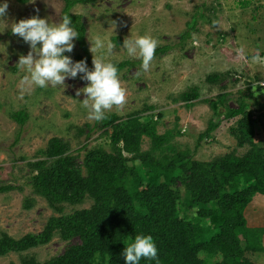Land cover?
Here are the masks:
<instances>
[{
	"label": "trees",
	"instance_id": "16d2710c",
	"mask_svg": "<svg viewBox=\"0 0 264 264\" xmlns=\"http://www.w3.org/2000/svg\"><path fill=\"white\" fill-rule=\"evenodd\" d=\"M16 1L26 4L29 0ZM63 2L61 19L66 14L70 16L79 33V47L88 57L86 28L82 17L73 14L72 9L95 0ZM197 16L179 36L178 46L184 47L192 39L198 20L205 18L201 13ZM116 41L120 43L119 39ZM172 48L176 46L157 47L154 58ZM141 63V59L127 60L116 66L120 73L126 68L141 69ZM227 75L213 73L205 82L219 86ZM248 86L238 91L234 109L228 106L230 93L220 92L203 101L212 117L199 134L194 151L178 150L173 144L182 135L178 119L172 129L158 134L157 125L163 113L156 112L152 105L123 119L111 113L92 126L85 125L87 139L99 130L109 150L102 145L84 144L75 151L77 157L83 152L81 163L70 151L68 142L50 139L45 149L37 151L38 159L26 165L31 174L27 184L58 216H51L39 234L14 239L1 233L0 257L21 255L47 245L57 236L64 242L78 239L79 244L44 263L26 255L21 258L22 264H125L124 249L137 235H151L158 258H142L140 264H254L247 253L264 251V234L247 226L245 210L256 195L264 196V145L254 141L255 115L264 112L259 98L264 86ZM199 98L198 89L192 88L175 102H184L189 108ZM146 111L151 113L141 115ZM9 117L22 130L28 114L19 110ZM233 119H237V127L231 129V136L236 147L246 151L205 162L195 160L200 144L212 140L223 120ZM144 138L150 141L145 151ZM12 190L11 185L0 188L1 193ZM85 201L91 202L89 208L66 212V208ZM32 203V199H25L23 209L29 210Z\"/></svg>",
	"mask_w": 264,
	"mask_h": 264
},
{
	"label": "rangeland",
	"instance_id": "374dc122",
	"mask_svg": "<svg viewBox=\"0 0 264 264\" xmlns=\"http://www.w3.org/2000/svg\"><path fill=\"white\" fill-rule=\"evenodd\" d=\"M2 2L8 3V10L0 17V45L5 47V52L0 53V188L11 185L14 190L0 192V234L20 239L27 234H39L51 216H58L27 184L31 174L26 165L38 159L37 151L45 149L52 138L68 142L74 156L84 144L109 149L99 130L87 139L85 125L92 126L95 121L88 119V110L81 106L87 98L83 88L88 83L82 79L83 74L66 79L64 87L49 84L41 89L25 82L27 73L18 66L19 58L31 49L21 37L12 33V25L33 16L58 24L63 0H29L26 4L0 0ZM72 13L82 17L89 54L85 56L75 39L73 51L64 55L70 56L73 62L85 61L89 71L93 70V57L99 54L90 51L97 38L116 45L110 53L101 50L105 61L114 65L140 60L128 55L123 47L126 39L151 36L158 40V47L176 46L153 58L147 72L136 67L120 71L125 103L114 106L105 115L115 113L123 119L129 113L152 105L156 112L163 113L157 125L158 134L172 129L178 119L182 135L173 141L178 150L194 151L199 134L205 131L212 117V111L203 103L205 99L215 98L220 92L230 93L228 106L234 109L238 91L247 89L248 85L264 84V60L245 64L237 58L236 51L244 47L249 57L257 53L264 57V0H95L93 4L75 6ZM200 13L205 18L198 20L192 39L184 47L178 46L179 36ZM34 58L38 57L34 54ZM213 73L228 75L219 86H211L205 78ZM220 87L226 89L221 91ZM192 88L198 89L200 98L192 101L191 107L175 102ZM77 92L81 94L77 96ZM259 98L264 103V93ZM19 110L28 114L22 130L9 117L11 112ZM150 113L146 111L141 115ZM255 116L254 141L264 145V112ZM234 127H237V119L223 120L212 134V140L200 144L195 160L210 161L233 152L242 155L246 148L236 147L230 133ZM17 137L18 142H15ZM149 147L150 141L144 138L143 151ZM77 160L82 162L83 152ZM25 199L33 201L29 210L23 209ZM90 205V201H85L82 205L66 208V212L87 209ZM245 218L249 228L264 234V196L253 198L245 210ZM262 241L264 246V236ZM77 244L78 239L64 242L56 236L47 245L21 255L11 253L0 257V264H22L21 258L26 255L44 263ZM247 258L254 264H264V251L249 252Z\"/></svg>",
	"mask_w": 264,
	"mask_h": 264
},
{
	"label": "clouds",
	"instance_id": "9594fccd",
	"mask_svg": "<svg viewBox=\"0 0 264 264\" xmlns=\"http://www.w3.org/2000/svg\"><path fill=\"white\" fill-rule=\"evenodd\" d=\"M7 10L8 3H0V17H3ZM11 31L21 37L31 49L26 56H21L18 62V66L27 73L25 82L41 89L47 88L49 84L53 87H64L66 79H75L78 74H83L82 79L88 83L83 88V95L87 98L81 106L88 110V119L94 121L103 120L106 111L125 103L126 93L121 86L118 68L113 63L106 62L104 52L101 51L110 53L116 46L112 42L105 43L97 38L91 44L92 54H99L93 57V70L89 71L85 61L73 62L70 56L64 55L73 51V41L79 36L69 15H64L58 24L33 16L13 24ZM123 47L129 56L142 60L141 68L147 72L158 47V40L151 36H138L135 40L126 39ZM0 50V53H4L5 47L0 45ZM236 51L237 58L245 64L260 63L264 60L259 53L249 57L244 47ZM34 54L38 58H34ZM80 94L81 92H77V96ZM136 163L139 164V161ZM122 255L125 264H140L142 258L157 260L158 250L151 235H137Z\"/></svg>",
	"mask_w": 264,
	"mask_h": 264
},
{
	"label": "crops",
	"instance_id": "0c3cea01",
	"mask_svg": "<svg viewBox=\"0 0 264 264\" xmlns=\"http://www.w3.org/2000/svg\"><path fill=\"white\" fill-rule=\"evenodd\" d=\"M259 116V115H258ZM261 116V115H260Z\"/></svg>",
	"mask_w": 264,
	"mask_h": 264
}]
</instances>
